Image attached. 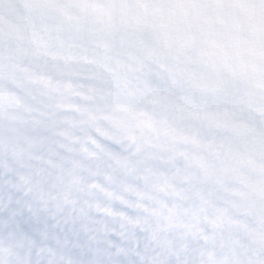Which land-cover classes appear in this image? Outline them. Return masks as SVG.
I'll return each instance as SVG.
<instances>
[{"label":"snow or ice","instance_id":"obj_1","mask_svg":"<svg viewBox=\"0 0 264 264\" xmlns=\"http://www.w3.org/2000/svg\"><path fill=\"white\" fill-rule=\"evenodd\" d=\"M0 264H264V0H0Z\"/></svg>","mask_w":264,"mask_h":264}]
</instances>
